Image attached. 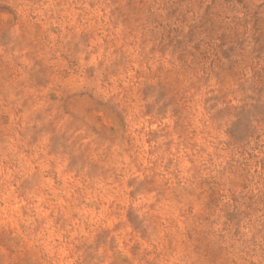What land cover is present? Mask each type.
<instances>
[{"label": "rangeland", "instance_id": "374dc122", "mask_svg": "<svg viewBox=\"0 0 264 264\" xmlns=\"http://www.w3.org/2000/svg\"><path fill=\"white\" fill-rule=\"evenodd\" d=\"M0 264H264V0H0Z\"/></svg>", "mask_w": 264, "mask_h": 264}]
</instances>
